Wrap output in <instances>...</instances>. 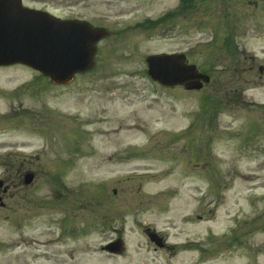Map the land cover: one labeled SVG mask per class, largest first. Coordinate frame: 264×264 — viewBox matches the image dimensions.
Segmentation results:
<instances>
[{
	"label": "rangeland",
	"instance_id": "rangeland-1",
	"mask_svg": "<svg viewBox=\"0 0 264 264\" xmlns=\"http://www.w3.org/2000/svg\"><path fill=\"white\" fill-rule=\"evenodd\" d=\"M193 1L179 9L182 0H25L113 35L98 45L93 70L67 86L29 68L0 69V153L26 154L22 167L38 171L32 186L11 189L9 211L0 209V264L92 256L97 208L109 204L119 230H131L127 218L140 209L170 246L155 252L138 228L130 256L114 264H264V110L241 105L243 89L246 101L264 104V0ZM134 9L141 14H119ZM174 12L158 27L134 26ZM219 14L242 26L233 33L238 54L225 60L218 48L231 35ZM178 52L211 72V84H154L146 57ZM19 163L0 166V178L20 182ZM23 195L35 204H19ZM25 215L20 233L14 223ZM234 234L242 244L230 247Z\"/></svg>",
	"mask_w": 264,
	"mask_h": 264
},
{
	"label": "water",
	"instance_id": "water-1",
	"mask_svg": "<svg viewBox=\"0 0 264 264\" xmlns=\"http://www.w3.org/2000/svg\"><path fill=\"white\" fill-rule=\"evenodd\" d=\"M104 32L87 23L59 21L47 13L22 7L21 0H0V66L29 65L57 84L71 82L77 73L92 67L94 44ZM183 56L148 59L151 76L164 85L182 84L198 76ZM199 88V86H193ZM33 180L29 175L27 183ZM119 249V244L114 246Z\"/></svg>",
	"mask_w": 264,
	"mask_h": 264
},
{
	"label": "flooded vegetation",
	"instance_id": "flooded-vegetation-1",
	"mask_svg": "<svg viewBox=\"0 0 264 264\" xmlns=\"http://www.w3.org/2000/svg\"><path fill=\"white\" fill-rule=\"evenodd\" d=\"M139 12L140 10L134 9V10H129V11L122 12L119 14L136 15V14H139ZM145 26H146L145 23L138 24V28L141 30H145L144 29ZM4 182H6L8 186H5V188L7 189V193L3 192V194L7 196V194L10 193L11 186H14V185H13V182L10 181L9 179L5 180ZM19 198L21 199L19 204L25 200L23 196ZM130 210H133V209L131 208ZM97 213H98L97 216L99 217V220L96 223L97 228H98L96 235L98 237V245L100 247V251L94 252L93 255L90 256L87 261L92 260L90 264H114V262L117 259H120V258L124 259V258L129 257L130 253L128 250L124 251L119 256L116 254L109 253V252H104L102 250L103 244H108L121 236L119 235V232H118L117 220L115 219L116 214H115V210H113L112 208V205L110 204L105 205L104 209L97 208ZM143 214L144 213L140 209H136V211L134 210V212L132 213L133 218L131 219L127 218V223L131 224V227H130L131 230H129L128 233L130 234L131 232H133V234H135L138 228L141 229V234L148 240V244L154 248L155 252L161 253V229L156 230L155 228H151L148 225L144 224L143 220L140 219V216H142ZM153 233H157L156 239H152L151 234ZM155 240H158L159 243ZM163 243L164 245L162 248L164 249L167 247V244L165 242ZM84 259L85 257L84 258L81 257L77 259V261L75 262H77V264H89Z\"/></svg>",
	"mask_w": 264,
	"mask_h": 264
}]
</instances>
